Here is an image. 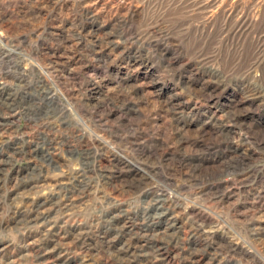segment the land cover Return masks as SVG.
I'll list each match as a JSON object with an SVG mask.
<instances>
[{
	"label": "rangeland",
	"instance_id": "1",
	"mask_svg": "<svg viewBox=\"0 0 264 264\" xmlns=\"http://www.w3.org/2000/svg\"><path fill=\"white\" fill-rule=\"evenodd\" d=\"M0 264H264V0H0Z\"/></svg>",
	"mask_w": 264,
	"mask_h": 264
}]
</instances>
